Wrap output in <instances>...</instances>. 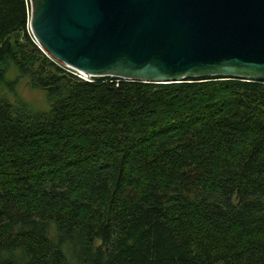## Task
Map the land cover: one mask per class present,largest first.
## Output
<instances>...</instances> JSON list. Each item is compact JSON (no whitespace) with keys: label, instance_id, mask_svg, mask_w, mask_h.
<instances>
[{"label":"trees","instance_id":"16d2710c","mask_svg":"<svg viewBox=\"0 0 264 264\" xmlns=\"http://www.w3.org/2000/svg\"><path fill=\"white\" fill-rule=\"evenodd\" d=\"M30 21L0 0V264H264V83L86 81Z\"/></svg>","mask_w":264,"mask_h":264},{"label":"water","instance_id":"95a60500","mask_svg":"<svg viewBox=\"0 0 264 264\" xmlns=\"http://www.w3.org/2000/svg\"><path fill=\"white\" fill-rule=\"evenodd\" d=\"M40 47L86 80L264 83V0H30Z\"/></svg>","mask_w":264,"mask_h":264},{"label":"rangeland","instance_id":"374dc122","mask_svg":"<svg viewBox=\"0 0 264 264\" xmlns=\"http://www.w3.org/2000/svg\"><path fill=\"white\" fill-rule=\"evenodd\" d=\"M47 56L49 55L47 54ZM15 74V71L10 72L9 79L13 80L15 78ZM16 90L17 96L27 102L36 111H46L49 109V101L45 90L33 89L28 85L27 80L19 81ZM5 93L12 101L16 99V95H13L10 91H6Z\"/></svg>","mask_w":264,"mask_h":264},{"label":"built area","instance_id":"2783aa9c","mask_svg":"<svg viewBox=\"0 0 264 264\" xmlns=\"http://www.w3.org/2000/svg\"><path fill=\"white\" fill-rule=\"evenodd\" d=\"M51 58H52V57H51ZM52 59H53V58H52ZM53 60H54V59H53ZM54 61H55V60H54ZM56 62H57V61H56ZM68 69H70V68H68ZM70 70H72V69H70ZM72 71H74V70H72ZM73 73L76 74V75H78V76L80 75V76H79L80 78L86 80V78H84L80 73H77V72H75V71H74Z\"/></svg>","mask_w":264,"mask_h":264},{"label":"clouds","instance_id":"9594fccd","mask_svg":"<svg viewBox=\"0 0 264 264\" xmlns=\"http://www.w3.org/2000/svg\"><path fill=\"white\" fill-rule=\"evenodd\" d=\"M43 51H44V50H43ZM44 52H45L46 54H48L46 51H44ZM48 55H49V54H48ZM91 79H92V78H91ZM91 79H90V80H91ZM84 80H85V79H84ZM90 80H86V81H90Z\"/></svg>","mask_w":264,"mask_h":264}]
</instances>
